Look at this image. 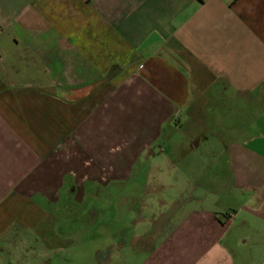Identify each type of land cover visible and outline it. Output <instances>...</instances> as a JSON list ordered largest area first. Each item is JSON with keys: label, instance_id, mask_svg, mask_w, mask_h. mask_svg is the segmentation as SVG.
<instances>
[{"label": "crops", "instance_id": "1", "mask_svg": "<svg viewBox=\"0 0 264 264\" xmlns=\"http://www.w3.org/2000/svg\"><path fill=\"white\" fill-rule=\"evenodd\" d=\"M0 264H264V0H0Z\"/></svg>", "mask_w": 264, "mask_h": 264}, {"label": "rangeland", "instance_id": "2", "mask_svg": "<svg viewBox=\"0 0 264 264\" xmlns=\"http://www.w3.org/2000/svg\"><path fill=\"white\" fill-rule=\"evenodd\" d=\"M211 108V109H210ZM227 109V108H226ZM209 110L212 113L208 112V117L209 118H216L219 120H223V119H227L228 115L226 114V111L222 112V108H220L219 106H214L213 104L209 105ZM231 118V117H230ZM228 135H230L231 137H235L237 134L233 133V132H229L226 133ZM174 139H176V141H182V142H186L189 141L190 142H194L196 140V135L195 132H192V130H186L184 132H178L177 134H175L173 136ZM202 150V149H201ZM200 150V151H201ZM180 164L175 165V167H177L178 169H181ZM132 189V188H129ZM111 191H113V193L109 194L107 197V201H103L102 205L104 204H108V205H112V211L108 213L109 217H106L105 220H113V222H115L116 219V197L114 196V188L111 189ZM89 190L87 189V195L85 197V205H101V202L99 200L98 197H91L90 195H88ZM104 200H106V198L103 196L102 197ZM115 206V207H114ZM130 215H128V217H126L128 220H131V217H129ZM100 224L98 223L97 225H95V228H92L91 232L87 235H84L83 237H81L80 242L78 243L79 245L76 246L75 250H73V252H80V251H94L96 250L99 245V236L96 234L99 232V228Z\"/></svg>", "mask_w": 264, "mask_h": 264}, {"label": "built area", "instance_id": "3", "mask_svg": "<svg viewBox=\"0 0 264 264\" xmlns=\"http://www.w3.org/2000/svg\"><path fill=\"white\" fill-rule=\"evenodd\" d=\"M227 219H231L232 218V214L231 213H228L227 215H225Z\"/></svg>", "mask_w": 264, "mask_h": 264}]
</instances>
